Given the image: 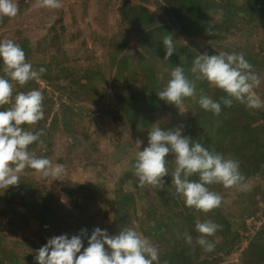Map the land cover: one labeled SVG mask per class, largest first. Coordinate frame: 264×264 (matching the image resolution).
<instances>
[{"label": "rangeland", "instance_id": "rangeland-1", "mask_svg": "<svg viewBox=\"0 0 264 264\" xmlns=\"http://www.w3.org/2000/svg\"><path fill=\"white\" fill-rule=\"evenodd\" d=\"M16 3L17 16L0 19V40L19 44L26 61L46 72L23 86L12 82L13 95L42 92L44 118L24 126L43 133L29 151L62 164L65 175L54 180L26 168L18 186L0 190V264H36L49 238L81 229L90 236L96 227L110 235L133 228L158 248V264H264V107L234 101L213 115L186 98L180 113L157 96L181 66L197 96L219 101L225 93L190 68L197 55L224 51L253 65L260 78L253 91L264 104V0H60L58 9L41 0ZM167 34L174 53L164 61ZM157 122L164 130L183 125L184 135L239 161L243 187L209 185L222 202L208 213L185 206L170 176L162 189L139 188L135 141L143 150ZM166 160L171 175L174 156ZM197 220L221 226L209 237L211 252L197 243Z\"/></svg>", "mask_w": 264, "mask_h": 264}, {"label": "clouds", "instance_id": "clouds-1", "mask_svg": "<svg viewBox=\"0 0 264 264\" xmlns=\"http://www.w3.org/2000/svg\"><path fill=\"white\" fill-rule=\"evenodd\" d=\"M41 6L48 9L61 7L60 0H41ZM19 12L16 0H0V19L14 18ZM209 35L211 30L209 29ZM174 38L167 34L162 44L167 61L174 53ZM0 67L6 76H0V106L9 103L11 107L0 111V190L18 186L20 173L26 168L41 173L54 180L65 175L62 164L53 166L46 157L37 158L29 151V146L40 141L42 132L33 133L25 125H35L44 118L43 94L38 89L18 92L15 95L13 83L21 86L39 78L46 68L38 70L26 61V54L13 40H0ZM197 80L208 82L222 90L225 95L219 101L200 94L194 81L186 75L181 66L173 67L170 78L158 98L181 112L186 98H192L199 107L213 115H220L222 104L231 107L233 102L245 105L249 109L264 107L261 99L253 91L259 86L260 78L253 71L242 53L218 52L209 55L206 52L197 55L190 68ZM162 78V77H161ZM2 108V107H0ZM184 126L178 125L164 130L154 123L148 131L147 146L140 150L143 141H135L137 148L132 164L138 187H164V177L172 178L177 195L185 206L208 213L219 207L222 197L210 191L209 185L220 184L224 188L243 187L244 177L240 173L239 161L210 151L199 139L183 134ZM174 156L175 169L169 175L166 157ZM197 179H191V177ZM221 226L211 220L195 222V230L200 234L197 243L205 251L214 250L209 237L214 236ZM87 237V246L84 238ZM185 240L191 243L192 237L185 233ZM83 249V250H82ZM36 264H158L159 250L150 240L133 228H124L115 235L107 229L96 227L88 236L87 229L69 237L62 234L49 238L35 255Z\"/></svg>", "mask_w": 264, "mask_h": 264}]
</instances>
